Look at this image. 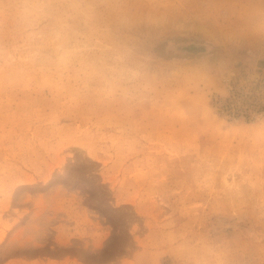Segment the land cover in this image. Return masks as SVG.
<instances>
[{
	"label": "rangeland",
	"instance_id": "obj_1",
	"mask_svg": "<svg viewBox=\"0 0 264 264\" xmlns=\"http://www.w3.org/2000/svg\"><path fill=\"white\" fill-rule=\"evenodd\" d=\"M0 264H264V0H0Z\"/></svg>",
	"mask_w": 264,
	"mask_h": 264
}]
</instances>
